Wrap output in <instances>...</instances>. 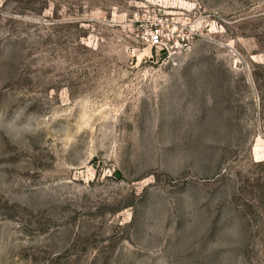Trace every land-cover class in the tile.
<instances>
[{
	"label": "rangeland",
	"instance_id": "rangeland-1",
	"mask_svg": "<svg viewBox=\"0 0 264 264\" xmlns=\"http://www.w3.org/2000/svg\"><path fill=\"white\" fill-rule=\"evenodd\" d=\"M0 264H264V0H0Z\"/></svg>",
	"mask_w": 264,
	"mask_h": 264
},
{
	"label": "built area",
	"instance_id": "built-area-1",
	"mask_svg": "<svg viewBox=\"0 0 264 264\" xmlns=\"http://www.w3.org/2000/svg\"><path fill=\"white\" fill-rule=\"evenodd\" d=\"M148 42L152 47L163 45L165 43L163 29L159 27L154 28L150 32Z\"/></svg>",
	"mask_w": 264,
	"mask_h": 264
}]
</instances>
